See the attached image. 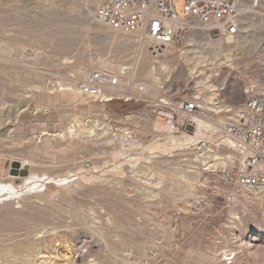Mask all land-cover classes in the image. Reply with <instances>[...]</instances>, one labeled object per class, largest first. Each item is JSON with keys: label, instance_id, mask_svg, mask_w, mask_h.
Wrapping results in <instances>:
<instances>
[{"label": "rangeland", "instance_id": "374dc122", "mask_svg": "<svg viewBox=\"0 0 264 264\" xmlns=\"http://www.w3.org/2000/svg\"><path fill=\"white\" fill-rule=\"evenodd\" d=\"M102 1L0 0V76L8 75V82L16 90L19 89L17 84L19 85L23 72L38 76L48 75L53 79L60 76L62 78L73 77L83 82L89 73L98 69L91 68L87 63L79 62L76 55L85 51L95 56L103 48H106L110 41L96 39L92 31H86L85 26L81 27L84 23L78 25L71 21L72 18L77 20L75 17L79 16L83 21V17H85L99 24L96 14ZM183 5V1L176 5L178 15L182 14ZM240 13L241 20L243 18L241 26L243 27L245 24L244 18L248 17L251 27L248 29L241 27L238 37L233 40V43H237L238 38H245L247 32L248 38L244 52L241 53L234 49L222 54L208 55L207 60L210 65L207 68V78L211 84L215 85L214 89L217 90L221 101L225 102L224 104L231 103L237 106L238 103H247L254 97L256 101L259 100L257 104L262 105L261 110L264 115V0H240ZM195 27L200 31L197 25ZM200 27L204 28L202 25ZM103 28L107 30V28ZM206 30L209 34V28ZM192 33L187 35L181 48L173 46V51L170 50L158 57L147 53L152 61L164 60L167 56L169 59L179 61V63L172 64L170 75L160 74L163 84L159 94L171 98L173 101L183 96L191 97L197 85L196 80L201 77V74L190 75L185 64L181 61V56L190 47L188 41ZM209 36L211 39L221 38L211 34ZM64 44L68 45V50L61 48ZM171 51L172 54H170ZM229 52L234 55V59L241 61L238 67H231L230 64L233 62H227L225 55ZM140 79L134 75L135 82H139ZM33 82L37 81L33 79L27 81V83ZM49 82L50 80H47L48 84ZM125 82L127 83L126 80ZM148 90L150 97L153 98V90L151 88ZM25 98L30 99V94ZM68 104L70 102L64 100L61 105L57 102L48 108V110H52L53 116L48 119L49 124L57 121L59 116L56 111ZM144 104V102L135 99L116 101L108 106L109 121H112L111 124L118 128L129 127L141 130L144 134V142L155 139L157 134L154 121L163 124L168 122L165 119L154 118L151 108L145 107ZM39 111L34 101L27 104L21 101L19 108L13 111L12 121L15 120V117L19 119L2 129L1 135L8 136L10 139H31L33 137L34 140L40 142L44 139L45 134H41L42 128L38 126L42 121V118L37 115ZM44 113L46 114L43 112V115ZM208 114L214 115L210 111ZM250 114L259 115L261 113L254 108ZM227 117L232 118V115H227ZM228 121L229 119L226 124ZM174 123H177L178 126L180 124L177 118ZM171 125L174 126V124ZM184 132H187L185 128H179L176 134L182 135ZM1 153L0 177L5 176L13 167L11 162L14 159L7 153ZM78 157L83 159V155ZM88 161L87 165L89 166L92 162L90 159ZM80 167L81 165L72 170H79ZM190 171L189 174L197 183H195L191 197H178L174 192L173 194L167 192L165 182V185L156 187L160 191L158 198L153 197L152 186L147 183H142L143 186L139 191L126 186L119 187V192L113 191L111 198L109 197L113 204H104L100 196H97V200L94 199L96 196L92 199V197L86 198L85 195H80L76 197L74 203L72 201L61 202V204L57 201L60 198L58 196L56 200L48 198L51 201V206H48L52 207L55 217L59 219L62 226L55 221V225L59 227H54L48 221L36 226H33L35 224H17L13 225L14 228H3L4 231L0 232V235L4 237L12 238L24 234L26 238L17 240V242L25 243L31 239L33 242L30 241L32 248L24 249L21 254L9 257V262L5 258H0V264H71L66 261L65 255L73 257L77 264H103L107 258L113 259L116 264H264V218H261L245 199H240L243 196L239 194L236 187L228 186L219 179L215 180L214 177L206 176L197 167L191 168ZM80 191L82 190L80 189ZM23 192L26 193L28 190ZM230 195L237 196L239 199L234 203L230 202L232 201L229 199ZM28 197H33V195ZM115 197L117 198L115 199ZM29 202L24 201L20 205H16V203L9 207H4V203L1 204L0 218L14 210H27V207L23 208L22 206L35 203L33 200ZM128 202L131 205H128ZM100 203L103 204L100 205ZM36 204L43 206V203L39 201H36ZM131 208L133 209L131 210ZM245 209L251 210L247 212ZM117 210L120 215L122 213L121 217L128 216L129 218L135 214L136 217L139 216L137 217L139 225L133 227L126 224L125 229L128 230L113 225L108 229L102 222L87 220L88 214L94 217L97 215L107 216L109 211L116 213ZM232 210L238 213L237 218H241L240 220L236 219V224L232 223ZM90 211L98 213L95 216ZM105 219L108 223V217ZM31 233H35L34 236ZM46 239L47 243H45ZM71 239L75 240L69 243L71 250L68 251L65 242ZM40 251L42 254H39ZM26 258L33 260L25 262Z\"/></svg>", "mask_w": 264, "mask_h": 264}, {"label": "bare ground", "instance_id": "6f19581e", "mask_svg": "<svg viewBox=\"0 0 264 264\" xmlns=\"http://www.w3.org/2000/svg\"><path fill=\"white\" fill-rule=\"evenodd\" d=\"M99 1L101 0H94V2ZM75 18L77 20L71 19L73 24L84 23L83 25L81 24V27L85 26L86 31H92L96 39L110 41L108 46L103 48L99 54L92 56L83 51L76 55V59L81 63H87L91 68H97L99 71H112L122 82L126 80L131 85L127 89L129 92L119 91L118 89L122 88L121 86L116 88L117 90H108L105 97H98L84 93L81 88L83 82L76 78H62L60 76L57 79H53L48 77V75L38 76L24 72L21 75L19 85L17 84L19 89L16 90L8 82V75L0 76V153H7L14 158L11 162L13 167L5 176L0 177V201L2 198L7 200L8 198L15 199L14 203H4V207H9L16 203V205H20L24 201H35L31 205L22 206L23 208L27 207V210H14L10 214L1 217L0 232H3L5 227H13V225L17 224H35L33 226H36L45 224L48 221L54 227H59L54 223L55 221L59 223V219L55 217L52 207L49 208L51 206L49 199L55 198L56 200L57 196L60 197L57 200L60 204L61 202L68 203L72 201L74 203L76 197L80 195H85L86 198L92 197V199L94 196H96L94 199L100 196L104 204H111L109 197L111 198L113 191L119 192V187L126 186L139 191L143 186L142 183H147L152 186L153 197L158 198L160 191L156 187L165 185L166 182L167 192L172 194L174 192L178 197H191L196 183L193 176L189 174L191 168L197 167L200 172L203 169L219 172L235 164L237 159L235 154L212 146V144L219 141L218 136L224 124L226 125L227 119H229L227 115H232L234 120L238 118L247 119L248 113L254 108L259 113L262 111V105H258L257 102L259 100L257 99L258 101H256L254 97L247 103H238L239 105L236 103L237 106L231 103L224 104L225 102L221 101L217 90L214 89L215 85L211 84L208 81L209 78H207V68L210 65L207 60L208 55L222 54L234 49L243 53L248 33H245V38H238V42L234 44L233 40L237 39L238 35L211 39L206 30L208 26L197 23L200 31H198L197 27L192 31L193 33L188 41L190 47L181 56V61L185 64L190 75L201 74V77L196 80L197 85L191 98L200 100L199 104L207 113V117L196 116L194 118V131H187L182 135L176 134L177 130L172 127L171 123L163 124L162 122L154 121L157 135L155 139L144 142V134L141 130L113 126L111 124L112 121H109L108 103L100 101L105 98V100L108 99L109 101L119 96L127 97L126 94H129L133 96V99L149 102L152 106L160 99L166 105L172 104L173 101L170 98L159 94L163 84L160 74L170 75L172 64L175 62L179 63V61L169 59L167 55L164 60L152 61L146 49L136 52V36L106 30L100 24L85 17H83L84 21L79 16ZM249 22L250 18L245 17L243 27L246 29L251 27ZM242 23L243 18L241 25ZM201 25L205 29L200 27ZM61 48L68 50V45L64 44ZM170 50L173 51V47ZM172 51L170 54H172ZM225 58L228 60L227 62H233L230 64L231 67H238L241 64V61L234 59V55L230 52L226 53ZM127 67H132L133 71L123 75V69ZM73 73L76 75L75 72ZM134 75L141 78L139 82H135ZM131 78L133 79L131 80ZM30 79L37 82L27 83ZM47 80H50L49 84ZM143 85L146 89L145 93L147 92L145 95H148L149 98L144 97L143 92L140 91V87ZM150 88L153 90L155 98L150 97L148 90ZM29 94L31 98H25ZM64 100L69 101L70 104L56 111L59 116L57 121L49 124L48 119L53 116L52 110H48V108L54 106L57 102L61 105ZM21 101L26 104L33 101L36 103L37 109L40 110L37 115L42 118L38 126L42 128L41 134H45V141H42L44 140L42 139L38 142L33 137L31 139H10L8 136L1 135L2 129L19 119L15 117V120L12 121L13 111L19 108ZM100 103L103 104L101 105ZM69 105L70 107H68ZM208 111L213 112L214 115L210 116ZM43 112H46V114L44 113L43 115ZM79 155H83V159L79 158ZM87 158L92 162L89 166L87 165L89 163V159L86 160ZM80 165L79 170H72ZM71 173L73 175H70ZM44 176L48 177L47 180L51 182L42 184L40 178ZM82 187L86 188L82 189ZM42 188H45L46 193L40 192ZM24 190H28L27 193L29 194L33 191L35 194L33 197H25V195H21ZM107 191L110 192L108 193ZM245 193H247V196L253 194L252 191H245ZM18 197L21 198L20 201H17ZM229 199L233 203L237 200L236 196H231ZM36 201L43 203V206L36 204ZM132 203L137 206L133 201ZM155 203L158 204V202ZM127 204L129 205L130 202ZM88 205L87 202V207ZM114 205L116 206V204ZM250 210L247 209L246 211ZM95 212H91V214L93 213L96 216L98 212ZM115 212L117 214L109 211L107 216L97 215L96 217L88 214L87 220L89 222H102L108 229H110V226L111 228L117 226L123 230H128L125 229L126 224L133 227L139 225V221L137 222V217L139 216L136 217V214L129 218L125 214L127 216L125 218L121 217L122 213L120 215L118 210ZM231 214L232 223L236 224V219L240 220L241 218H237L238 213L234 210L231 211ZM240 215L241 217L243 216L242 213ZM106 217H108V223L106 222ZM38 232L41 233V231ZM34 234L31 233L33 236ZM0 238V258H5L6 261H8L9 257L21 254L24 249L29 250L31 247L30 241L33 242L32 239L25 243L22 241L17 242V240L26 238L24 234L12 238L0 235ZM74 240L71 239L65 242V247L68 251L71 250L69 243ZM45 241V243L48 242L47 239ZM39 254H42V252L40 251ZM64 258L71 264H77L74 262L73 257L65 255ZM32 260V258H26L25 262ZM103 264H116V262L111 258H107Z\"/></svg>", "mask_w": 264, "mask_h": 264}, {"label": "built area", "instance_id": "2783aa9c", "mask_svg": "<svg viewBox=\"0 0 264 264\" xmlns=\"http://www.w3.org/2000/svg\"><path fill=\"white\" fill-rule=\"evenodd\" d=\"M183 1L181 15L176 12V5ZM97 21L103 27L118 33L136 36V52L147 51L153 57H158L169 51L173 46L181 48L186 37L196 29L197 23L208 26L209 34L215 37L237 36L240 32L241 13L240 0H103L96 14ZM132 67L123 69V75L131 73ZM125 72V73H124ZM129 92L128 82H122L112 71L99 70L89 73L81 88L84 93L105 97L108 90ZM126 89V90H125ZM144 89V90H143ZM145 95V87H140ZM119 96L108 101L134 100L132 95ZM189 97V98H188ZM176 99L172 104H164L157 100L152 106L144 102L145 107L151 108L154 118L167 120L174 124L173 128H185L194 131V118L207 117L202 110L199 99L190 96ZM149 100V99H148ZM101 105L103 103H100ZM251 113V112H250ZM248 113L247 119H232L223 126L218 142L214 148L232 152L236 156L235 164L222 171L203 169L206 176L214 177L228 186L238 189L239 194L261 218L264 217V115ZM179 121V126L177 123ZM245 191H252L247 196ZM237 198V196H236ZM239 198H237L238 200Z\"/></svg>", "mask_w": 264, "mask_h": 264}]
</instances>
